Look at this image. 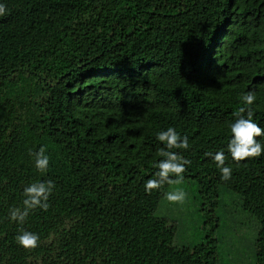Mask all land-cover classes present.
Returning a JSON list of instances; mask_svg holds the SVG:
<instances>
[{"label":"trees","instance_id":"1","mask_svg":"<svg viewBox=\"0 0 264 264\" xmlns=\"http://www.w3.org/2000/svg\"><path fill=\"white\" fill-rule=\"evenodd\" d=\"M3 2L0 264H219L220 187L257 222L254 264H264V154L236 163L225 150L228 181L205 155L225 149L245 91L264 128V0ZM168 126L189 139L173 151L191 162L184 177L204 218L191 246L155 214L170 185L144 189L160 159L154 134ZM17 127L45 148V174L10 141ZM49 179V208L11 221L23 187ZM22 230L39 235L35 249L17 245Z\"/></svg>","mask_w":264,"mask_h":264},{"label":"clouds","instance_id":"2","mask_svg":"<svg viewBox=\"0 0 264 264\" xmlns=\"http://www.w3.org/2000/svg\"><path fill=\"white\" fill-rule=\"evenodd\" d=\"M7 14L8 9L3 0H0V17ZM255 99L256 96L251 90L242 93L243 105L238 109L237 118L229 124L230 135L225 149L217 150L215 153H205L206 156L211 157L219 170L221 181H228L232 177V167L225 162V150L231 160L236 163L264 154V144L257 139L264 137V128L253 119V113L250 110ZM154 138L162 145L157 149L160 159L154 163L157 170L152 178L145 181L144 189L150 193L153 190H160L164 185H174L176 187L165 193L166 199L169 202L184 203L187 193L181 185L185 179L186 166L191 162L179 151H173V149L187 150L189 139L173 126L156 131ZM30 154L34 158L35 169L45 174L49 168V156L45 148L41 146ZM54 189L55 182L51 179L27 184L21 193L22 207L12 208L8 213V218L15 223L22 224L31 211L35 209L46 211L49 208V197ZM39 239L37 233L26 230H22L15 237L17 245L25 250L35 249Z\"/></svg>","mask_w":264,"mask_h":264},{"label":"rangeland","instance_id":"3","mask_svg":"<svg viewBox=\"0 0 264 264\" xmlns=\"http://www.w3.org/2000/svg\"><path fill=\"white\" fill-rule=\"evenodd\" d=\"M24 134V136H23ZM22 135V136H21ZM10 141L16 142L19 147L26 145L29 154L36 151L35 142L31 143L21 127H17L10 135ZM46 149L59 154L62 150L55 141L46 140ZM25 153L21 150V158ZM33 158V156L30 154ZM64 165L69 166L65 157L61 158ZM174 185H170L165 193L171 191ZM187 197L184 203L169 202L164 193L156 209V216L173 221L177 228V244L191 246L197 243L204 235V228L201 226L204 218L198 213L199 201L197 199V186L190 179H185L181 185ZM218 200L221 208L215 211L219 218L215 235L218 238L217 253L219 264H254L257 222L247 213L239 208V201L236 194L228 189H218Z\"/></svg>","mask_w":264,"mask_h":264}]
</instances>
